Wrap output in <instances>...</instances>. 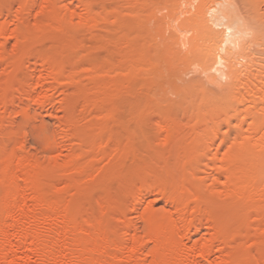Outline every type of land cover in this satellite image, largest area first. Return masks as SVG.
I'll return each mask as SVG.
<instances>
[{
    "label": "bare ground",
    "instance_id": "1",
    "mask_svg": "<svg viewBox=\"0 0 264 264\" xmlns=\"http://www.w3.org/2000/svg\"><path fill=\"white\" fill-rule=\"evenodd\" d=\"M154 5L0 0V264H264V0Z\"/></svg>",
    "mask_w": 264,
    "mask_h": 264
},
{
    "label": "rangeland",
    "instance_id": "2",
    "mask_svg": "<svg viewBox=\"0 0 264 264\" xmlns=\"http://www.w3.org/2000/svg\"><path fill=\"white\" fill-rule=\"evenodd\" d=\"M164 2H165V0H156V5H154L153 8H151V10L148 11L147 15L150 18V25L151 26H155V24L157 23L156 21H159V20L163 21V17H165L164 15H166V11L163 9V3ZM178 2H179V0H178ZM181 6H182V4H181ZM164 20H166V19H164ZM169 23H170L171 27L174 25L172 21H170ZM171 27L169 29L167 24H164V28L161 31V35H163L164 37L169 35L172 32L171 31L172 30ZM194 76H195V74L193 73V71L191 72V70H189V71H187L186 75H182V80L181 81L180 80H176V84L178 86H183L189 79L193 78ZM204 88L206 89L205 90V93H206L205 95H203L202 94L203 92H201L200 90H196V92H193V93H187L185 91L183 93H180L178 96H176V95H174V94L169 92L168 93V98L170 100H172V101H175V102H179L180 100H182L183 107H186L187 105L197 104L203 98V96L208 97V98H212V99L213 98H217L216 94L213 93V92L216 91L214 88H212L209 85H205ZM53 116L60 118V117H62V112L59 111V110H56L55 112H53ZM42 119H44V121L46 122V126H45L46 128L44 127V125L43 126L41 125V122H38V121H40V119L36 120L33 123V125L35 127H43L50 133L53 132L54 126L51 123L50 118L42 116ZM26 146H27V151L30 152V153L40 154V152H41V150H39V147L34 144L33 140L31 139V136L30 137L28 136ZM36 150H37V152H36ZM160 205H161V203L157 204L158 207Z\"/></svg>",
    "mask_w": 264,
    "mask_h": 264
}]
</instances>
